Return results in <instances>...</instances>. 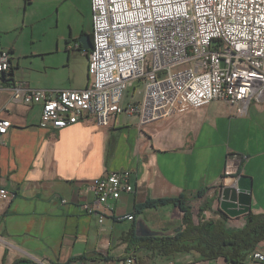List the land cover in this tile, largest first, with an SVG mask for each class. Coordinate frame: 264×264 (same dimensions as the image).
Returning <instances> with one entry per match:
<instances>
[{"label": "crops", "instance_id": "1", "mask_svg": "<svg viewBox=\"0 0 264 264\" xmlns=\"http://www.w3.org/2000/svg\"><path fill=\"white\" fill-rule=\"evenodd\" d=\"M90 9L83 2L0 0V51L13 56L0 90V119L12 124L0 137V187L14 194L0 213V264L118 263L130 256L137 264H228L196 251L161 255L139 238H151L144 231L173 236L184 213L172 204L136 208L184 198L193 217L217 221L223 188L233 187L250 206L235 218L226 214L227 229H244L249 214L264 216V101L251 100L245 113L242 105L215 101L147 126L124 113L109 127L88 119L62 130L41 127L40 106L13 101L7 88L18 81L54 91L88 87L90 51L78 40L92 39ZM238 155L246 159L227 181L228 160ZM125 170L135 175L134 192L110 201L103 223L82 212L94 197L91 182ZM257 249L264 251V240Z\"/></svg>", "mask_w": 264, "mask_h": 264}, {"label": "built area", "instance_id": "2", "mask_svg": "<svg viewBox=\"0 0 264 264\" xmlns=\"http://www.w3.org/2000/svg\"><path fill=\"white\" fill-rule=\"evenodd\" d=\"M144 7L158 9L157 16L142 17ZM90 10L88 87L54 91L18 81L7 88L14 102L41 107V127L62 130L92 119L104 128L124 113L147 126L215 101L242 105V113L251 100L264 101V0H91ZM212 31H220V40H212ZM12 68L11 52L0 51V90ZM133 82L143 84L141 98L125 104L124 94ZM11 126L0 119V137ZM244 159L238 155L228 160L227 181L234 180ZM89 187L93 200L81 210L103 223L109 202L134 192L135 175L111 173ZM13 196L0 187V213ZM0 243H6L1 236ZM136 261L130 256L97 264ZM240 264H264V251L253 250Z\"/></svg>", "mask_w": 264, "mask_h": 264}, {"label": "trees", "instance_id": "3", "mask_svg": "<svg viewBox=\"0 0 264 264\" xmlns=\"http://www.w3.org/2000/svg\"><path fill=\"white\" fill-rule=\"evenodd\" d=\"M168 204L175 205L184 213L181 231L173 236L163 238H144L139 240L152 243V249L161 255L172 256L176 253H190L196 251L205 258L228 260V264H240L264 240V216L248 215L247 225L239 231L226 228L228 215L222 212L221 220L205 221L193 217L186 199H160L147 201L137 206V212L145 208H160Z\"/></svg>", "mask_w": 264, "mask_h": 264}, {"label": "water", "instance_id": "4", "mask_svg": "<svg viewBox=\"0 0 264 264\" xmlns=\"http://www.w3.org/2000/svg\"><path fill=\"white\" fill-rule=\"evenodd\" d=\"M91 40L92 39L90 36H84L83 38L81 37L78 42L82 45L83 50L91 51L93 48ZM247 198L248 197H245V195H243L242 193H238L233 187L223 188L221 210L232 218L246 214L247 212H249L250 206L249 199ZM179 231H181V227L177 228V231H175V233H178ZM157 235L158 234L152 233L150 231H144L142 234V236L145 237H156Z\"/></svg>", "mask_w": 264, "mask_h": 264}, {"label": "rangeland", "instance_id": "5", "mask_svg": "<svg viewBox=\"0 0 264 264\" xmlns=\"http://www.w3.org/2000/svg\"><path fill=\"white\" fill-rule=\"evenodd\" d=\"M52 1H67V2H83V3H91V0H52ZM40 5L38 6V8ZM56 11V8H55ZM57 14H55V20H56ZM143 84L141 82H133L130 85V88L126 90L124 94V100L125 101H131L138 96L142 95V90H143ZM178 227V226H177ZM176 227V228H177Z\"/></svg>", "mask_w": 264, "mask_h": 264}, {"label": "bare ground", "instance_id": "6", "mask_svg": "<svg viewBox=\"0 0 264 264\" xmlns=\"http://www.w3.org/2000/svg\"><path fill=\"white\" fill-rule=\"evenodd\" d=\"M158 9L156 8H145L142 10V17L155 18L157 16ZM212 40H220V31H212Z\"/></svg>", "mask_w": 264, "mask_h": 264}]
</instances>
